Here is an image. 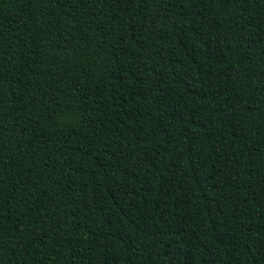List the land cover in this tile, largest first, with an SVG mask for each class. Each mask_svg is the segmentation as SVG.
<instances>
[{
	"label": "trees",
	"instance_id": "obj_1",
	"mask_svg": "<svg viewBox=\"0 0 264 264\" xmlns=\"http://www.w3.org/2000/svg\"><path fill=\"white\" fill-rule=\"evenodd\" d=\"M0 264H264V0H0Z\"/></svg>",
	"mask_w": 264,
	"mask_h": 264
}]
</instances>
